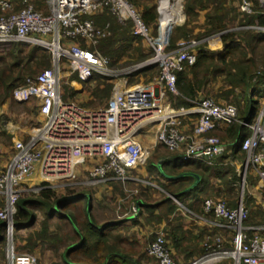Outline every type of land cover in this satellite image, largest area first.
<instances>
[{"label": "built area", "instance_id": "built-area-1", "mask_svg": "<svg viewBox=\"0 0 264 264\" xmlns=\"http://www.w3.org/2000/svg\"><path fill=\"white\" fill-rule=\"evenodd\" d=\"M43 1L47 14L37 10L34 4L26 3L20 11L14 12L9 0H0L1 10L11 11L0 16V47L38 45L52 54L50 68L27 77L12 93L16 103H33L42 121L32 129L28 139L15 141L13 157L0 171V221L6 229L7 264H39L34 255L19 253L15 247L14 217L24 192L99 186L113 181L148 183L133 178L130 170L145 164L149 157L151 148L144 143L142 135L150 128L155 129L154 145L179 152L186 161L204 160L214 165L228 147L215 132L222 126L241 124L250 131L242 142L245 160L241 184L245 186L252 169L264 186V105L253 120L247 122L240 120L237 106L218 103L212 97L193 100L191 107L180 108L173 107L168 100V92L179 94L177 72L196 63L198 47L222 41L221 33L201 40H181L176 48L169 49L173 29L186 21L185 0L178 3L177 0L166 3L159 0L156 29L144 22L129 0ZM257 6L264 14V0H257ZM255 7L254 0H241L239 4L240 12L246 15L255 13ZM104 9L123 25L132 22L134 35L140 36L153 50V58L142 65L116 70L99 52L83 47L80 40L95 46L110 34L108 26L97 27L87 18ZM181 14L183 19L178 20ZM235 29L264 32V27L259 26ZM65 64L80 83L89 82L96 74L115 80L105 107L84 108L75 101L62 99ZM152 64L160 68L154 84H129L130 76ZM187 124H193L192 129H188ZM34 177L39 182L28 184L27 180ZM133 210L132 216L136 218L139 207ZM204 211L208 217L188 212L207 225L230 233L232 242L224 246L222 238L218 237L217 248L207 242L206 253L189 264H217L226 260L232 264H264V225L245 224L248 210L242 199L235 208H230L225 201L208 199ZM212 213L214 217H209ZM147 254L157 264H175L161 233L149 244Z\"/></svg>", "mask_w": 264, "mask_h": 264}, {"label": "trees", "instance_id": "trees-1", "mask_svg": "<svg viewBox=\"0 0 264 264\" xmlns=\"http://www.w3.org/2000/svg\"><path fill=\"white\" fill-rule=\"evenodd\" d=\"M129 1L140 12L144 22L149 27L156 29L159 24L156 0ZM240 1L185 0L186 21L183 25L174 28L170 38L169 49L176 48L178 42L183 39L193 38L201 40L221 33L223 47L219 51H214L207 44H202L196 50V63L193 66L186 65L182 71L177 72L179 94L168 92V99L173 107H191L193 105L191 101L202 98L211 83L220 78L222 85L216 95H214L216 96L215 100L221 104L237 103L241 95L245 105L240 112V120L251 122L255 117L261 105V99L264 98V63L262 66L263 71H260V74L257 75L258 64L255 57L257 47L264 42V32L236 30V26L231 27V24L237 21V27H264V14L258 8L257 0H254L256 4L255 13L251 15L242 14L239 10ZM176 2L178 3L179 0ZM13 3L14 12L20 11L23 4L26 3L34 4L37 10L45 14L48 13L46 3L43 0H13ZM7 13L10 14L11 11L5 13L0 8V16ZM202 17H204V22L199 27L198 24ZM87 18L94 21L97 27L108 26L110 34L100 40L95 46L84 40H80L81 45L99 52L109 60L111 67L117 65L124 56L134 60V62L149 59L150 54L145 51L142 44L143 39L133 33L132 22H128L125 25L119 23L117 17L108 9H104L98 14ZM181 19H183L182 14L178 16V20ZM197 29H199L198 32ZM63 61L66 62V60ZM51 65L52 54L42 46L13 44L8 51L0 52V105H3L12 96L13 90L22 84L27 77H34L42 70L50 68ZM64 68L66 69V66ZM40 69L41 71H39ZM159 74V66L152 64L130 76L129 83H133L136 77L139 76L149 77L150 81L156 75L159 76ZM71 79L77 82L80 81L76 74L72 75ZM114 85L115 80L113 78L97 74L89 82L82 83L81 90L75 89L69 80H64L62 82L61 95L64 101H75L84 108H100L107 105L113 93ZM79 95L86 97L84 102L75 100ZM249 135V129L241 124H233L225 129L221 139L224 142H229L227 151L222 159L213 165V168L204 161H186L181 155H176L161 165H154V168L162 178L172 182L173 187H166L165 190L172 195H176L178 200L192 196L194 191L205 193L204 187L209 185V175L212 169L215 168L217 170L215 177L224 182L227 193L232 195L231 198L221 201H225L230 208H235L239 201V193L235 196L232 185L241 178L235 168L230 165L228 159L232 157V160H234L233 158L245 160L242 142ZM12 157L13 155L10 161ZM182 173L198 174L201 180L195 185L196 179L191 175L177 177ZM249 176L248 174L247 178ZM252 176H250V179L253 178ZM109 185L118 188L121 183L112 182ZM90 196L91 194L89 193H83L74 197L57 199L54 189H45L36 196L22 197L17 203V212L14 217L16 250L21 253L25 250L36 252L43 249L48 243H54L55 234L50 232L49 221L59 215L60 218L70 223L77 236V241L71 244L63 254L64 260L68 264H139L137 261L131 260L129 256L123 255L120 249V239L111 235V229L119 226L121 222L110 226L98 225L94 219L93 212H88ZM208 199L216 200L214 198ZM208 199L206 198L203 201L204 204ZM79 201H85L86 203L84 215L81 219H78L74 213L65 214L63 212L71 206H76ZM243 204L248 210L245 224L251 226L264 225V208L257 204V201L250 193L245 192ZM160 205L164 206L166 211L158 216L159 222H168L170 216L175 214L179 208L172 199L167 197ZM139 206L142 207L141 201ZM38 208L43 209L45 212L42 226L39 230H33L27 236H24V232L32 229L37 224L35 210ZM146 210L147 214L153 215L154 212L151 205L146 204ZM142 215L141 211L138 217ZM150 216L146 219L150 220ZM210 217H214V214H210ZM172 237L177 238L174 235ZM154 238L152 237L149 242H152ZM214 243V247L217 248L219 245L216 242ZM5 247L6 229L4 222L0 221V249L2 250V257H4L5 252L3 250H5ZM205 253L206 249L204 247L201 255ZM146 255L148 254L146 253Z\"/></svg>", "mask_w": 264, "mask_h": 264}, {"label": "rangeland", "instance_id": "rangeland-1", "mask_svg": "<svg viewBox=\"0 0 264 264\" xmlns=\"http://www.w3.org/2000/svg\"><path fill=\"white\" fill-rule=\"evenodd\" d=\"M159 0H156V4L158 5ZM185 3V2H184ZM185 12V11H184ZM204 17H202L199 21L198 26H202ZM120 23V22H119ZM183 25V24H181ZM181 25H176L181 26ZM237 27V21L231 24V27ZM235 27V28H236ZM174 30V29H173ZM199 29H197L198 32ZM173 33V32H172ZM172 35V34H171ZM193 39V38H190ZM183 40H189V39H183ZM142 44L145 48L146 53L148 52L149 59L141 62H134V60H130L127 56L122 57L117 65H115L113 68L116 70H125L137 65H142L149 61L154 56L153 50L148 46V44L144 41H142ZM29 47V46H28ZM9 48H2V51H8ZM214 51H219L214 49ZM256 62L258 64V72L257 75H259L260 71H263V63H264V42L259 44V46L256 49L255 52ZM66 64L64 65V67ZM68 67L66 66L65 72L63 74V81L69 80L70 83H76V80H72L71 77L74 74H70L68 72ZM41 71V69L39 70ZM38 71V72H39ZM158 75H156L152 80L149 81V77L145 76H139L136 77L135 81L133 83H129L130 85L135 84H144V85H152L154 84L156 78ZM257 80V77H256ZM129 82V78H128ZM222 85V80L219 78L215 82H212L211 85L208 87L207 91H205V94L202 96V98H205L204 96L212 97L216 99V93L218 92V89ZM82 85L79 89L81 90ZM240 97V96H239ZM241 98V97H240ZM86 99L84 95H79L75 100L76 101H83ZM169 100V99H168ZM170 102V101H169ZM264 102V98L262 99V103ZM231 104H234L237 106L240 112L243 110V102L242 99H239V103L235 102H229ZM171 104V103H170ZM38 111L36 106L33 103L28 104H19L12 100L11 97L7 99V101L0 105V126L2 124H5L4 121L10 120L12 123H18L30 126L31 128L38 127ZM191 122V121H190ZM151 134L142 135V139L144 143L149 147L150 155L149 158L142 168L141 173H137L140 176H144L146 178V181L151 182L152 186H147L143 184H135V183H128V184H122V186H119L118 188H115L111 185H99V186H87L82 185L78 187H66V188H56L54 187V190L56 191V198L62 199L65 197H74L79 194L83 193H89L91 194L92 199V206H93V216L96 221V223H99L100 221L105 220H119L125 217L132 216L134 214V207H139V202L143 200L144 202L149 203H158L164 200L166 197H169L170 195L164 191L163 184L165 183V180L160 176L159 172L154 168V165H161L159 163L160 160L165 158V156H169L171 154L174 155H180L179 152H170L166 148H164L162 145H154L153 141L155 138V129L150 128ZM215 135L222 137L223 134L219 132H215ZM2 143L4 148L0 150V160L1 157H7L9 153H2L3 149H7L8 151L12 148L13 144L12 142L4 136V139L2 140ZM234 160H228L230 165L235 168L238 176L241 178L242 174V165L244 162L243 160H237V158H233ZM210 165V164H209ZM213 168V165H211ZM152 168V169H150ZM151 170V172H150ZM217 170L214 168L211 171V174L209 175V185H207L205 188V193L197 191H194L193 197L188 196L190 199H192L195 202L203 203V201L207 198H214L216 200H227L232 197L231 194L227 193L226 186L224 185V182L222 180H219L215 177ZM249 175H253L252 179H250V176L247 178L245 186L241 184V179L238 180V182L234 183L233 191L235 196L239 193V199H241V195H244L245 192L250 193L255 200L257 201V204L259 206H262L264 208V186L260 179L253 173V170L250 169ZM148 184V183H147ZM25 188V186H24ZM40 192L37 189H33L32 191H26L22 194V197H32L36 196ZM179 202L188 205L185 198H180ZM86 206L85 201H79L77 202L76 206H71L67 209H65L63 212L65 214L74 213L78 217V219H81L84 215V208ZM35 213L37 214V224L30 230L23 233L24 236H27L30 232L33 230H39L42 226V222L44 221V210L41 208H38L35 210ZM140 214V207H139V213ZM179 216H183L185 218H193L194 216L188 212V210L182 208L181 211L178 214ZM137 216V217H138ZM146 216V215H145ZM147 216H150L147 214ZM146 216V218H147ZM151 219L154 222L157 220L155 216L151 215ZM100 219V220H99ZM102 219V220H101ZM149 220V221H150ZM50 224V232L55 234V242L54 243H48L43 249H40L36 252H29V251H22L23 253H28L31 255H34L37 259L39 264H68L63 257V254L65 250L74 242L77 241V236L75 235L72 226L70 223L60 218V216L54 217L52 220L49 221ZM216 242V240L214 241ZM214 242H211L214 247ZM150 242H147L146 248L149 246ZM225 246V245H224ZM16 247V246H15ZM215 248V247H214ZM4 257H2V250L0 249V264H7V258H6V247L5 250H3ZM18 252V251H17ZM21 253V252H19ZM227 261V260H226ZM76 262V261H75ZM224 262V261H223ZM72 264H78V263H72ZM227 264V263H226Z\"/></svg>", "mask_w": 264, "mask_h": 264}, {"label": "crops", "instance_id": "crops-1", "mask_svg": "<svg viewBox=\"0 0 264 264\" xmlns=\"http://www.w3.org/2000/svg\"><path fill=\"white\" fill-rule=\"evenodd\" d=\"M9 1L14 6L13 0H9ZM208 46L211 50H214V49L221 50L223 47V43H222V41L217 40L212 45H208ZM2 48L3 47H0V52H3L1 50ZM81 85H82V83H80V82H76V83L72 84V86L75 89H79ZM240 97H241V95H240ZM240 97L238 98L237 104L239 103V99H242ZM11 98L14 101L13 96H11ZM242 102H243V107H244V105H245L244 100H242ZM260 104L261 105L259 106V109L262 108V106L264 105V102L262 103V99H261ZM37 118H38V125L40 126V122L42 121V118H41V116H39V113H38ZM4 122H5V124H2L0 126V150L2 148H4V147H2L4 145L1 141V139L2 140L4 139V136H6L12 142L13 146L9 151H8V148L3 149L2 153H9V154L7 157H1L0 171L4 170L6 168V166L9 164L10 158L14 152L15 141L17 139H22V140L28 139L29 135L31 134V131L33 129L30 126L28 127L27 125L12 123V121H10V120L4 121ZM187 125H188V127H187L188 129H192L193 124H187ZM228 127H230V126H222L221 128H219L217 130V132L223 134V133H225V129H227ZM151 133H152V131L151 132L147 131L145 134L149 135ZM225 143L229 144L228 141H225ZM149 155H150V153H149ZM174 156H176V155L171 154L169 156H165V158L160 160L159 163L162 164L163 162H165L166 160H170ZM223 156L217 158L215 160L214 165L217 164L218 161L221 160ZM229 156H231V155H229ZM228 160H232V157L229 158ZM200 161H204V160H200ZM146 162H145V164H146ZM145 164L140 165L137 168L130 170V175L135 179H140V180L146 181V179H144L146 177L140 176L139 174H137V173L142 172V168L144 167ZM164 180H165V183L163 184L164 191H166L165 190L166 187H168V188L173 187L171 181H168L166 179H164ZM36 182H39V179L37 177L29 178L27 180L28 184H32V183H36ZM111 183L112 182H110L106 185H109ZM114 183H116V182H114ZM119 183H121V182H119ZM129 183L143 184V185H147V186L153 185L151 182H148V184L147 183H141L138 181H133V182H129ZM121 186H122V183H121ZM167 193L170 196H172V194H170L169 192H167ZM167 198H169V197H167ZM172 200L177 204V206H179V208L175 214L170 216L168 222H166V221L159 222L158 221V216L166 211V208L164 206L160 205L163 200L161 202H158V203H155V202L149 203V202H144L143 200H141L142 207L139 206L140 212L142 211V213H143V215L141 217L134 218L133 216H129V217H125V218H122L119 220H112V221H110V220L109 221L108 220L103 221L101 219L102 221H100L97 224L110 226L112 224L121 222V224L119 226L111 229V235H113L115 238L118 237L120 239V242H121L120 243V249H121V252L123 253V255L129 256L131 258V260L137 261L139 264H157V262L154 259H152L148 255H146V253H147L146 245H147V242H149V240L152 237H155L154 238V240H155L159 233L163 234V236L166 238L167 246L170 250L171 257L173 258L175 264H189L190 262L198 259L199 257L202 256L201 254H202L203 248L205 247V249H206L205 244L207 242H214L216 240V238H218V237L222 238L223 244L225 246L231 245L232 236L230 233H228L224 229H218V228L211 227V226L207 225L202 219L196 218L195 216L193 218H191V217L185 218L183 216L178 215L179 212L181 211V209L184 208V209H186V210H188V211H190L193 214H196L198 216L208 217V215L204 211V207H205L204 202L203 203L195 202L192 199H190L189 197H185V200L188 203V205H185V204L179 202L178 199H172ZM205 203H206V201H205ZM146 204L151 205V207L153 208V212H154L153 216H155V218L157 219L155 222L153 220L149 221L146 219V216H147ZM91 211H93L92 199H91ZM133 219H135V220H133ZM134 221H136V222H134ZM172 235L176 236L177 238H173ZM226 263L232 264V262L229 260L221 262V263H217V264H226Z\"/></svg>", "mask_w": 264, "mask_h": 264}, {"label": "water", "instance_id": "water-1", "mask_svg": "<svg viewBox=\"0 0 264 264\" xmlns=\"http://www.w3.org/2000/svg\"><path fill=\"white\" fill-rule=\"evenodd\" d=\"M188 175H191L196 179L195 185L198 184V182H200V180H201V177L195 173H182L177 177H184V176H188ZM241 197H242L241 199H243V195H241ZM169 198L177 199V197L175 195L169 196ZM90 211H91V197H89V202H88V212H90Z\"/></svg>", "mask_w": 264, "mask_h": 264}, {"label": "bare ground", "instance_id": "bare-ground-1", "mask_svg": "<svg viewBox=\"0 0 264 264\" xmlns=\"http://www.w3.org/2000/svg\"><path fill=\"white\" fill-rule=\"evenodd\" d=\"M167 1H168V0H165V3H166ZM177 19H178V17H177ZM164 22H165V25H167V24H166V23H167V21L165 20Z\"/></svg>", "mask_w": 264, "mask_h": 264}]
</instances>
